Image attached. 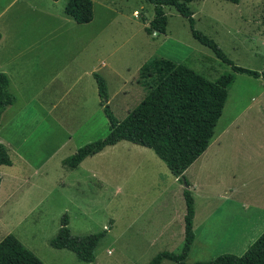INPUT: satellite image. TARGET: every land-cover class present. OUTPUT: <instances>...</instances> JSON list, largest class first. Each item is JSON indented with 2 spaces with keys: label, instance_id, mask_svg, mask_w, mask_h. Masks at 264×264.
Here are the masks:
<instances>
[{
  "label": "rangeland",
  "instance_id": "1",
  "mask_svg": "<svg viewBox=\"0 0 264 264\" xmlns=\"http://www.w3.org/2000/svg\"><path fill=\"white\" fill-rule=\"evenodd\" d=\"M66 1L61 0L58 8ZM93 3L90 23L72 21L61 28L58 64L76 59L69 70L79 69L82 75L98 71L118 119L123 120L145 96L140 68L154 57L185 64L212 81L235 74L207 150L185 172L195 198L196 221L187 262L243 255L264 233V78L235 73L192 35L188 18L174 6L164 7L167 32L158 35L146 29L155 17V5L148 0ZM190 6L195 27L213 38L236 65L264 71V0H197ZM95 82L92 73L84 77L71 94L74 103H67L71 113H57L56 119L44 117L39 102L21 103L19 132L9 137L17 147L21 136V151L31 166L28 177L37 169L32 167L50 157L45 162L48 175H31L27 184L11 193L9 183H4L0 240L13 233L45 264H148L161 251L180 252L187 185L153 149L123 140L76 168L63 165L79 147L109 133ZM85 83L92 85L85 89ZM83 98L90 99L87 109ZM3 168L8 178L10 171ZM65 214L74 235L105 231L95 262L81 261L73 251L50 244Z\"/></svg>",
  "mask_w": 264,
  "mask_h": 264
},
{
  "label": "trees",
  "instance_id": "2",
  "mask_svg": "<svg viewBox=\"0 0 264 264\" xmlns=\"http://www.w3.org/2000/svg\"><path fill=\"white\" fill-rule=\"evenodd\" d=\"M148 1L155 5V17L146 27L149 33L156 32L160 35L167 32L168 17L164 7L174 6L180 14L188 18L192 35L230 64L235 73L264 78V71L236 65L213 38L195 27L194 12L190 4L197 0ZM65 12L78 23L91 22L94 17L93 0H68ZM94 77L97 80L100 104L110 122L109 133L103 139L78 148L74 154L63 160L64 165L76 168L86 157L127 140L153 149L166 162L172 174L187 184L184 189L186 214L182 250L161 251L148 264H164L165 260H171L175 264H264V233L243 255L222 254L213 260L187 262L195 240V198L185 172L207 150L223 113L235 74L225 73L212 81L185 64L164 57H154L140 68V77L147 92L123 120L118 119L111 109L105 78L99 72H94ZM16 99V95L9 90L8 75L0 72V119L6 107L14 104ZM11 164V155L0 142V167ZM1 180L0 169V184ZM104 235L105 231L74 235L69 227V216L65 214L60 229L50 240V244L57 249L73 251L81 261L95 262V250ZM0 264L45 263L16 235L9 233L0 240Z\"/></svg>",
  "mask_w": 264,
  "mask_h": 264
},
{
  "label": "crops",
  "instance_id": "3",
  "mask_svg": "<svg viewBox=\"0 0 264 264\" xmlns=\"http://www.w3.org/2000/svg\"><path fill=\"white\" fill-rule=\"evenodd\" d=\"M0 1H3L0 4V72L8 75L9 90L17 97L14 104L6 107L0 119V142L7 147L13 156L11 165L0 167L2 177L0 189L7 182L9 183L7 191L11 193L20 185L27 184L31 175L46 177L48 171L45 170V162L50 158H45L46 160H41L38 166L32 167L37 169L32 170L28 177V170L31 166L28 157L21 151V136L16 139L17 147L9 137L19 132L17 127L21 126V123L17 121L21 119V111L24 108L21 107V103H27L29 100L39 102L38 108L43 109L42 114L49 119H56L57 113H71L72 106H67V103H74L71 94H73L75 86L79 85L82 79L90 76L91 73L94 77V72L98 71H85V74L82 75L79 69L76 72L69 70L71 64L76 66L75 58V62L70 60V63L63 61L60 65L58 64L57 39L60 36V30L64 25L73 24L72 21H75L65 12V5L68 0L60 8L57 4L61 0ZM88 23H79V25ZM97 61L101 60L98 58ZM77 67H79L78 64ZM95 83L97 84V82ZM90 84L85 83V89L90 88L92 85ZM97 90L99 91L95 88L94 93ZM91 99L94 102L97 101L96 98ZM83 102L85 103L84 108L87 109L90 99L83 98ZM63 103H66V106H63ZM10 114L11 119L8 118ZM69 117L66 115V118ZM89 157L92 156L86 157L81 163ZM5 166L10 171L8 178H4L3 167ZM55 178L57 177L55 176ZM195 229L196 221L194 218V231Z\"/></svg>",
  "mask_w": 264,
  "mask_h": 264
},
{
  "label": "water",
  "instance_id": "4",
  "mask_svg": "<svg viewBox=\"0 0 264 264\" xmlns=\"http://www.w3.org/2000/svg\"><path fill=\"white\" fill-rule=\"evenodd\" d=\"M187 185V184H186Z\"/></svg>",
  "mask_w": 264,
  "mask_h": 264
}]
</instances>
